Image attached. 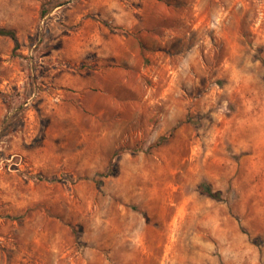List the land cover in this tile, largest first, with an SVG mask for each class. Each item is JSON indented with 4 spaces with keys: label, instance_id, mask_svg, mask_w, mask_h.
Instances as JSON below:
<instances>
[{
    "label": "rangeland",
    "instance_id": "obj_1",
    "mask_svg": "<svg viewBox=\"0 0 264 264\" xmlns=\"http://www.w3.org/2000/svg\"><path fill=\"white\" fill-rule=\"evenodd\" d=\"M0 28V264H264V0H0Z\"/></svg>",
    "mask_w": 264,
    "mask_h": 264
},
{
    "label": "trees",
    "instance_id": "obj_2",
    "mask_svg": "<svg viewBox=\"0 0 264 264\" xmlns=\"http://www.w3.org/2000/svg\"><path fill=\"white\" fill-rule=\"evenodd\" d=\"M0 36L10 37L14 40L15 43H18L16 33L12 30L0 28ZM201 190L204 194L210 196L211 198L219 199L221 197L220 194L215 193L208 184H202Z\"/></svg>",
    "mask_w": 264,
    "mask_h": 264
}]
</instances>
